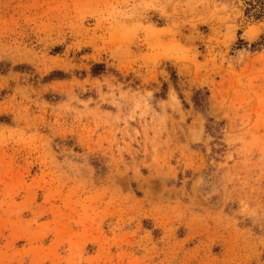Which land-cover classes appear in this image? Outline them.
<instances>
[{
    "label": "rangeland",
    "instance_id": "1",
    "mask_svg": "<svg viewBox=\"0 0 264 264\" xmlns=\"http://www.w3.org/2000/svg\"><path fill=\"white\" fill-rule=\"evenodd\" d=\"M0 264H264V0H0Z\"/></svg>",
    "mask_w": 264,
    "mask_h": 264
}]
</instances>
